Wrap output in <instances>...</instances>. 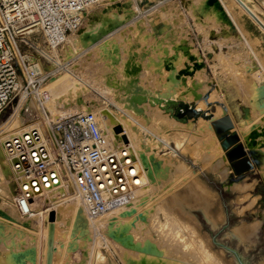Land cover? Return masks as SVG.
Returning a JSON list of instances; mask_svg holds the SVG:
<instances>
[{"label":"bare ground","instance_id":"obj_1","mask_svg":"<svg viewBox=\"0 0 264 264\" xmlns=\"http://www.w3.org/2000/svg\"><path fill=\"white\" fill-rule=\"evenodd\" d=\"M144 1L148 0H100L88 7H92V10L89 12L87 25L80 27L77 32L68 34L62 43L65 47L64 57H68V60H65L68 61L66 68L74 65L80 58L79 62L84 63V67L87 68L85 75L89 76L93 83L104 86V93L118 105L120 111L108 105H99L93 99L87 104L80 90V88L86 90L85 86L80 87L76 85L77 83H73L70 90L69 76L67 78L64 75L54 74L49 79L50 85H44L47 80L40 89L46 92L47 89L49 90L50 95L47 92L46 102H41L36 96L35 99L30 96L23 104L19 103L12 116L2 124L0 214L6 219L0 218V264H33L32 258L23 261L20 258L32 252L28 247L35 242V239L28 232L30 229L27 230L26 227L35 226L38 218L45 219V231L42 233L44 246L42 253L40 252L43 264H46L50 224L53 227L51 264H86L82 259L70 263L68 249L75 246L86 254L92 243L91 250L94 253L87 264H119L116 258L100 251L96 243L97 239H94L95 236L92 237V225L97 227L96 233L104 232V229L110 232L117 246L116 256L124 264H230L223 261L217 255L218 252L213 251L211 242L204 236L205 234L198 233L199 226L185 210L187 208H184L185 203L199 205L215 223L221 215L217 207L219 204L216 206L215 192L213 193L192 170L186 167L177 153L172 150L160 153L167 143L172 142L179 150L193 152L195 156H199L203 164L210 165L212 169L220 172L223 178L228 176L230 167L211 125V119L221 115L222 106L216 103L214 110L206 106L205 115L208 116H199L195 127L192 120L185 122L170 116L159 103L151 102V99L156 95H161L165 100L175 99L185 102L191 98L196 102L203 99L204 92H200L199 88L207 82V76L204 74L205 65H202L204 62L196 55L193 45L175 42L178 33L176 30L179 34L181 32L177 26L180 20H183L178 1L187 2V7L190 8L188 10L191 11L198 7L205 16H209L208 9L216 15L218 11L215 9L218 4H221L228 14L231 13V9L224 0H211L210 4L209 0H154L153 9L124 25V20L135 13L137 4H142ZM233 1L264 31V19L256 12L255 5L250 0ZM218 14L221 15L220 11ZM164 31L166 34L163 33ZM56 51L53 50V53L55 54ZM82 52L83 55L74 60V57ZM129 55H133L134 61L140 65L137 83L144 89L147 98L139 105L142 107L141 112L127 105L125 92L116 85L118 82L126 83L128 79L124 65ZM221 58L225 60V57ZM198 65L202 66L198 67ZM192 71L195 72L191 74ZM236 75L233 80L237 81L239 75L237 78ZM238 81L237 84L241 85L242 81L240 83ZM244 81L245 83L241 85L245 88L243 92L245 90L246 93L249 92L244 95L247 96V100L251 97L248 103L258 109L257 111L259 108H264V86L255 85V82L252 83L247 77H244ZM194 87H199L197 91L201 94L200 98L194 94L196 93ZM211 93L206 100H211L210 98L215 97L211 95L217 92ZM58 101L62 102L58 105ZM203 101L205 103V99ZM71 103L82 112H98L96 120L105 144L119 156H122V150H125L126 156L132 161V172L136 176L127 189L128 196L125 201L111 204L109 208L94 216L88 213L72 176L63 164L57 166L59 175L56 183L40 189L30 198L24 197L21 193L22 177L14 169L10 152L6 149L7 140L27 134L33 128L41 133L40 138L48 148L53 149L51 122L62 119L64 115L56 120L50 115L57 114L61 105L63 108ZM46 104L49 105V114L45 113ZM23 111L34 113L35 118L30 123H22L19 114ZM245 117L248 118L247 115ZM239 119L245 129L247 122L244 121V116L241 115ZM256 130L255 128L253 133ZM243 131L239 133L244 135L245 131ZM153 132L157 133L161 140L156 139ZM249 135V133L246 135L247 141L244 143L253 148L257 158L261 160L263 154L260 150L264 148L259 145L254 148L255 145L250 143ZM162 142L165 143L161 144ZM262 146L264 147V144ZM255 169L264 175V162H260ZM186 171L190 177L185 175ZM14 180L18 183L16 191ZM254 183L251 182L252 185ZM230 186L240 191L239 199L246 196L243 193L245 187L237 181L231 182ZM4 208L10 210V215H7L9 211L4 213ZM50 211H54L53 220L49 219ZM260 223L259 219L241 223L234 232L245 240L257 231ZM6 230L11 232L8 234ZM13 253L15 256L12 255Z\"/></svg>","mask_w":264,"mask_h":264},{"label":"rangeland","instance_id":"obj_2","mask_svg":"<svg viewBox=\"0 0 264 264\" xmlns=\"http://www.w3.org/2000/svg\"><path fill=\"white\" fill-rule=\"evenodd\" d=\"M153 1L154 0H148V1H144L142 4H137L135 13L131 17H128L127 19L124 20L125 22L124 25L134 21L137 18H140L141 16L146 14L148 11L153 9V5H154ZM209 1L208 3L210 4L211 0ZM178 2H179L178 3L179 9H181V12H182L183 20L182 21L180 20V23L177 26L180 28L178 29L181 32L179 34V31L176 30V32H178L176 33L177 34L176 40L178 42L177 41L175 42L176 44L185 43V44H190L191 46L193 45L192 47H193V50H195L196 55L201 61L204 62L202 63V65L203 64L205 65L204 74L207 76L206 77L207 82L203 84L202 88L194 87V90L196 91V93L194 94L198 95V98H200L201 94L199 93V91L204 92L202 94V98L206 99L209 93L211 92L214 93L215 91L217 92L211 95V97L212 96H215V97H212L210 98L211 100H208L207 102H205L206 105L203 99L200 102H196L191 98L188 102H186L189 105H192L193 107H196L197 109H199V111H198V116L191 117L189 115H186V118L183 121L186 122L190 119L192 120V123L196 127L197 118L199 116H202L203 113H205L204 108L206 106L210 107V105L213 103L215 104L217 103L220 105L223 104L226 106L230 116L234 118V121L236 124V126L234 124V128L231 131L238 132V131L244 130L245 132H247V130H249L250 143H252V145L253 144L255 145L254 148L257 147V145H259L261 148H264L262 146L264 144L263 143L264 142V124H263L264 123V108L262 109L259 108V111L261 112L257 111L258 109L256 110L255 108H253L252 105L248 103L251 100V97L249 98V100H247L246 99L247 96L245 97L244 95V93L247 94L249 92L246 93V90L243 92V89L245 88H242L243 86H241L243 85L242 83H245L244 77H247L249 81L252 80L251 81L252 83L255 82L254 83L255 85L260 84L264 86V31L259 26V24L256 23V21H254V19L233 0H226V1L224 0L225 3L229 4L228 6L231 9L230 10L231 13L229 14L227 13L228 11H226L224 7H221L222 6L221 4H218V6H216L217 9L215 10L218 11V13L220 11V14L222 16L219 15L218 13L215 15L214 13H212L211 9L207 10L209 12V16H205L202 14V12L200 11L201 9H199L198 7L193 8V10L191 11V10H188L190 8L187 7L188 6L187 2H183V3H181L180 1ZM250 2H252V4L255 5L254 7H255L256 12L262 17V19H264V0H250ZM91 8L92 7L87 9L88 11L86 13V18L81 27H84L85 25H87L86 22H88V19H89L88 15H89V12L92 10ZM229 17L230 19H228ZM163 33L166 34V31H164ZM181 33H183V35ZM185 39L186 41L187 40L188 41L186 42ZM64 48L65 47L62 44L59 51L57 50L59 61L62 64V70L58 72L57 74L61 76L64 75L67 78L69 76V80L71 81L70 82L71 87L69 86V89L70 88L72 89L71 84L73 83L74 84L77 83L76 85L80 87L85 86L87 88L86 90L85 89L83 90L80 87L79 88L82 91V93L80 91L81 96L83 97V99L85 100L87 104H89L91 102L90 100L93 99L99 105H104V106L108 105L112 109L120 111L118 105L115 104V102L111 98H109V96L106 95V93H104L103 91L104 86L102 84L99 85V84L93 83L90 80L89 76L85 75V71H87V68L84 67V63L82 64L81 62H79L80 60L79 57L83 55V52L74 57V60L79 58L78 61L74 63V65H69L66 68L68 61L66 62L65 60H68V57H64L65 56ZM171 50H172V47H171ZM221 57H225V60L224 59L222 60ZM42 62L44 63L43 66L46 68H49L50 65H52L51 63H47L45 61H42ZM63 65L66 69L63 67ZM202 65H198V67H201ZM233 68L235 71L233 70ZM194 72L195 71H192L191 74H193ZM229 72L231 74H229ZM235 75H236V78L239 75V79L242 81V82L240 81L241 85L237 84V81L239 80L238 78H237V81L233 80ZM87 78H89L88 80L90 82L87 81ZM49 79L44 85H48V86L50 85ZM240 82L238 81V83ZM239 85L241 86V88ZM197 88H199V91H197L198 90ZM48 91L49 90L47 89V92ZM48 94L50 95L49 92ZM231 94H233L232 99H231ZM156 97H157L156 102L160 104L161 108L165 112H167L170 116L174 117V112H171L169 111L168 108H166L167 103H168L166 101H170V99L165 100L161 95H156ZM17 98L18 97L16 95L8 103V106L3 110L0 116V130H1L2 124L9 117L12 116L15 109L17 108V105L19 106V101ZM33 98L35 99V96H33ZM47 99H44V102H46ZM59 101L57 102L58 105L62 102V101L61 102ZM24 102L25 101H23V103ZM69 102H72V100H69ZM46 105H44L45 113L49 114V105L47 106ZM245 105H249L251 107L252 116L253 117L255 115L256 116L254 117V122L250 123L249 126L246 124L247 128L245 127L244 129V127L241 125L239 121L240 120L239 118L241 117V115L239 114H241V111L244 109ZM62 106L63 105H61L60 108L58 107L59 111H61L60 113L59 111L57 113L59 116H57L56 113L54 115H50L53 118V120L59 119L62 115H64L63 117H65L66 115H69V114L82 112L79 108H77L72 103L69 106L65 105L63 107L64 109L62 108ZM65 107H69V108H65ZM87 112H92V111H87ZM93 113L95 114L97 118L98 112H93ZM247 113H248L247 110H245L243 116H246ZM30 115L33 117H31ZM33 118H35L34 113L32 114V112H29V111H23L22 113L19 114V119L24 124L30 123ZM257 123L259 124V126H253V125H256ZM255 128L257 130L253 133ZM153 134H155L156 139L161 140L160 136H157L158 135L157 133L153 132ZM253 134H254V137H253ZM255 134H258V135H255ZM217 137L221 144L222 139L219 138L218 135ZM164 143L162 142L161 144H164ZM248 147L250 146L248 145ZM169 150H172L175 153H177L178 156L180 157V160L186 164V167L189 170H192L194 172V175L195 176L197 175L198 176L197 178L200 181H202L209 189H211L213 193L215 192L214 194L216 195V198H217L216 206L219 204L217 207H219V210L221 212L220 217H218L220 219L217 218L215 223H213L210 220V217L206 215V213L204 212L201 206L185 203L184 208H187L185 210L189 212V214L195 219L196 224L199 226L198 233L200 235L205 234L204 236L209 238L208 240L209 242H211L210 244L212 245L211 248H213V251H215L216 253L218 252L217 255L223 261L227 263H230V264L232 263L233 264H261L262 263L264 264V215H262V212L264 210V175H262L256 169H255V172H250L249 176H246L247 171L241 175H236L230 169L228 176L223 178L220 172L212 169L210 165L203 164L199 156H195L193 152H189V151L183 152L181 151V149L179 150V148H176L172 142L167 143V145H165V147L162 149V151H160V153L167 152ZM226 150H227L226 148L222 147V151H223L222 154L224 157H225ZM260 151L263 154L262 155L263 158L261 160L260 159L257 160V164L255 167H257L260 162L261 163L264 162V150H260ZM185 175H187V177L189 176L187 171L185 172ZM234 181H237L238 184L245 187L243 193H245L246 196L243 197V199L238 198L240 191L230 186L231 182H234ZM251 182L252 183L255 182V183L252 185ZM14 183H15L14 190L16 191L18 187V183L15 182V180H14ZM4 209H5L4 213L6 214L9 211L7 215L8 214L10 215V210L7 208H4ZM0 216H1L0 218H5V216H2L1 214ZM254 219H259L261 221L260 223L261 225L258 227L257 231L253 233L250 236V238H247L245 240L244 239L242 240L241 238H239L238 235L235 234L234 229L237 226L241 225V223H248V222L253 221ZM38 220H37L38 224L36 223L35 226H32L33 229L30 226L26 227L27 230L30 229L28 232H30L34 236V239H35V242L32 243L28 247V249L32 252L30 253V255L26 254L24 255V257L20 258V260L22 261L24 259L32 258L33 264H43V258L41 256V253H42V249L44 246L43 245L44 243H42L43 242L42 233H44L45 231V225H44L45 219L38 218ZM93 226L94 225H92V237L95 236L94 239L95 240L97 239L96 243L100 251L103 254L110 255V257H114V259L116 258L115 260L119 264H122L123 261L121 263V260L120 259L118 260L119 257L116 256L117 246H116L115 241H113L112 236L110 235V232L104 229V232L106 233H104L103 231H100L101 233H96L98 229L96 226L94 227ZM6 232L9 234L11 230L9 231L6 230ZM6 232L5 234H7ZM38 239H41V240H38ZM39 245L41 247H39ZM92 247H93V243L89 251L86 252V254L83 253L78 247H75V246H73L72 248L70 247L68 249L69 250L68 261L72 263V262H78L79 260L82 259L87 264V261L89 262L91 261L88 259H90L94 253L93 250H91ZM12 255L15 256L14 253Z\"/></svg>","mask_w":264,"mask_h":264},{"label":"built area","instance_id":"obj_3","mask_svg":"<svg viewBox=\"0 0 264 264\" xmlns=\"http://www.w3.org/2000/svg\"><path fill=\"white\" fill-rule=\"evenodd\" d=\"M99 1L0 0V116L16 95L19 103L30 96L44 101L48 94L41 86L62 70V43L83 25L88 7ZM42 61L52 65L46 68ZM51 126L53 149L36 128L7 140L13 167L23 180L22 195L30 198L56 183L57 166L63 164L91 216L125 201L136 177L132 161L125 150L119 156L105 144L95 114H69Z\"/></svg>","mask_w":264,"mask_h":264},{"label":"water","instance_id":"obj_4","mask_svg":"<svg viewBox=\"0 0 264 264\" xmlns=\"http://www.w3.org/2000/svg\"><path fill=\"white\" fill-rule=\"evenodd\" d=\"M124 71L128 76L126 83H116L117 87H120L126 94V101L128 106H133L136 111L141 112L142 107L139 105L146 101V96L144 89L138 85V73L140 71V65L134 61L133 55H129L128 59L124 65ZM157 97H152L151 102L156 101ZM208 100L205 99V102ZM172 104L171 109L174 114L182 117L185 120L186 115L195 117L198 115L199 109L189 105L185 101L170 99ZM222 113L218 117L211 119V125L214 129V132L221 138V146L226 148L225 157L229 164V167L232 172L236 175H241L246 171L252 170L257 164V156L254 153V150L248 149L245 146V143L240 138V135L237 131H231L234 128V122L228 113L226 106L221 104ZM210 109H215V103L210 105ZM202 116L207 117L205 113ZM54 211H50L49 219L53 220ZM52 224L49 225L48 229V239H47V250H46V264H51L52 258Z\"/></svg>","mask_w":264,"mask_h":264},{"label":"crops","instance_id":"obj_5","mask_svg":"<svg viewBox=\"0 0 264 264\" xmlns=\"http://www.w3.org/2000/svg\"><path fill=\"white\" fill-rule=\"evenodd\" d=\"M232 97H233V94H231V99H232ZM171 106H172V104L170 103V102H168L167 103V106H166V108H168L169 109V111H171V112H173V110L171 109ZM246 107V108H245ZM244 110H247V117H249V118H246L245 116H244V121L246 120V124H248V126L250 125V123H252V122H254V117L252 116V114H251V107L249 106V105H245L244 106V109L241 111V112H245ZM228 111V110H227ZM175 115V114H174ZM241 115H244V113L242 114L241 113ZM175 118V117H174ZM231 118H232V120H233V122H234V124H235V121H234V118L231 116ZM183 121V120H182ZM236 125V124H235ZM253 126H259V124L257 123L256 125H253ZM238 133H239V131H238ZM246 133V132H245ZM244 133V135H241L240 133H239V135L241 136L240 138H242L241 140L243 141V143L244 142H246L247 141V139H246V135H248V133H249V130H247V133L245 134ZM258 133H259V131H258ZM255 135H258V134H255ZM244 138H243V137ZM253 137H254V134H253ZM246 146V145H245ZM248 147V146H247ZM248 149H252L253 150V148H251V147H248L247 148V150ZM250 172H255V167L252 169V170H249V171H247L246 172V176H249V174H250Z\"/></svg>","mask_w":264,"mask_h":264},{"label":"trees","instance_id":"obj_6","mask_svg":"<svg viewBox=\"0 0 264 264\" xmlns=\"http://www.w3.org/2000/svg\"><path fill=\"white\" fill-rule=\"evenodd\" d=\"M197 116H198V115H197ZM174 117H175L176 119L183 120L182 117H179V116H177V115H174Z\"/></svg>","mask_w":264,"mask_h":264}]
</instances>
